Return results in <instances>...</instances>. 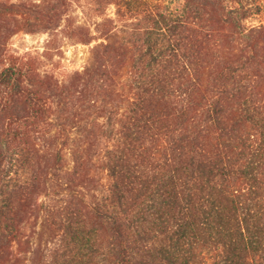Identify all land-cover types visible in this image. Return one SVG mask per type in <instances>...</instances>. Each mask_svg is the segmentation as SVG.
Segmentation results:
<instances>
[{
    "label": "trees",
    "instance_id": "1",
    "mask_svg": "<svg viewBox=\"0 0 264 264\" xmlns=\"http://www.w3.org/2000/svg\"><path fill=\"white\" fill-rule=\"evenodd\" d=\"M92 1L86 22L75 0L0 8V264H14L13 245L41 194L56 234L31 264H264V25L252 29L243 56L226 55L190 5ZM109 5L119 20L139 23L123 107L113 103L126 63L116 46H98L73 84L5 47L21 31L48 34L50 58L59 38H107L116 29ZM221 18L231 22V9ZM98 109L108 143L91 152L72 130ZM98 153L107 183L86 199ZM207 250L216 252L211 261Z\"/></svg>",
    "mask_w": 264,
    "mask_h": 264
},
{
    "label": "rangeland",
    "instance_id": "2",
    "mask_svg": "<svg viewBox=\"0 0 264 264\" xmlns=\"http://www.w3.org/2000/svg\"><path fill=\"white\" fill-rule=\"evenodd\" d=\"M78 7V18L82 22L91 21L95 5L92 0H75ZM172 8H179L183 5H190L200 10L202 13L197 18L199 25L205 29L214 31V39L224 43L226 55H242V49L245 45L257 36L252 31L254 27L264 25V0H221L219 5L200 0H165ZM18 0H0V8L5 7ZM226 11L233 12L231 22L223 20L222 13ZM86 10V14L83 11ZM105 14L116 20V29L107 37L100 38L92 44H74L68 40L59 38L56 44L51 46L48 53L50 58L43 57L47 47L48 34L35 33L30 34L21 31L7 39L5 47L16 55H28L37 57L40 71L44 74L54 75L61 83L73 84L76 82V73H82L89 69L94 62L95 50L103 44H112L119 48L124 54L126 63L119 70L115 77V83L112 86L114 104L123 107L129 101L128 85L129 58L132 50V43L137 36L139 23L136 21H123L117 18L115 5H109L105 9ZM86 20V21H85ZM94 20V19H93ZM42 58V60H41ZM42 61V62H41ZM97 121V125L92 124ZM107 118L104 113L98 109L89 121L84 122L83 127H76L72 130L74 140L81 143L83 148H91L94 152L96 147L105 148L108 143L104 136V131L108 129ZM94 165L91 170V176L94 180L90 182V187L86 190V199H93L102 194L107 183V173L103 164V154L98 153L94 156ZM68 166H71L70 164ZM38 202L34 206L31 215L28 216L22 226L23 236L21 244L13 245L14 264H31L32 253L37 248H44L55 239V232L46 224L43 212L39 209L38 203L45 197H37ZM216 254L215 251H204V258L211 261Z\"/></svg>",
    "mask_w": 264,
    "mask_h": 264
}]
</instances>
